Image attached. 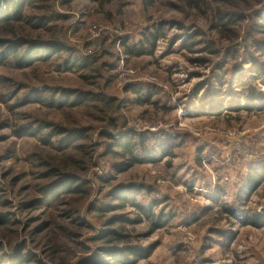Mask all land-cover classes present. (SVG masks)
Masks as SVG:
<instances>
[{
	"label": "rangeland",
	"instance_id": "obj_1",
	"mask_svg": "<svg viewBox=\"0 0 264 264\" xmlns=\"http://www.w3.org/2000/svg\"><path fill=\"white\" fill-rule=\"evenodd\" d=\"M244 3L7 1L0 20V212L13 213L14 223L0 224L3 251L25 246L33 256L28 264H89L104 247L99 237L112 229L128 239L115 247H153L135 264H264V229L221 212L234 204L248 166L264 163V107L245 109L242 95L240 109H229L223 72L247 62L250 52L259 56L256 43L244 44L247 34L264 42V28L251 30L264 2ZM229 8L248 14L229 25L234 41L219 28L220 9ZM147 32L158 36L151 52ZM24 39L64 46L27 54ZM141 42L144 53H126ZM229 46L235 58L223 61ZM218 67L223 83L213 75ZM253 87L264 92L259 79ZM212 102L220 114L194 109ZM103 130L159 134L173 144L171 155L115 174L112 165L122 158L108 153L112 140ZM128 185L146 188L117 208L110 193ZM260 188L244 212L263 210ZM108 206L116 208L100 211Z\"/></svg>",
	"mask_w": 264,
	"mask_h": 264
},
{
	"label": "trees",
	"instance_id": "obj_2",
	"mask_svg": "<svg viewBox=\"0 0 264 264\" xmlns=\"http://www.w3.org/2000/svg\"><path fill=\"white\" fill-rule=\"evenodd\" d=\"M7 1L8 0H0V20L4 21L6 19L5 16H8L7 11ZM150 3H152L154 0H146ZM245 2L244 4L249 5V2L252 0H242ZM256 2V5H262L263 0H253ZM263 1V2H262ZM252 6V5H251ZM254 8V7H253ZM239 9V8H238ZM237 9V10H238ZM234 9H224L219 12V23H222L219 28L224 29L226 28L229 31V34L227 39L233 40L235 38H231V28H228L229 25L235 24L238 20L241 21L242 18L248 16L245 15V11L243 8L240 9V12L233 11ZM248 11V10H247ZM253 14L256 16V20L254 21L251 30L252 31H263L264 28V5L259 9L253 12ZM229 21L228 23H223V19H226ZM236 25V24H235ZM214 28L217 29V25L214 24ZM161 29V28H160ZM158 31V36L160 33V30ZM156 33L147 32L146 33V40H149L151 44L150 52L152 51V48L155 47L156 39L158 38ZM1 41L11 43V44H18L19 42L12 41L11 39H1ZM234 41V40H233ZM231 41V43L233 42ZM256 43V46H258V52L259 56L255 55L253 52H250L248 54V61L246 62L245 58H243V62L237 63V65L233 66L232 68H227L223 70V67H218L220 70L214 71L213 75L215 77V81L217 83H223L224 82V74L221 72V69L223 72L227 73V78L225 79V82L227 83L228 90V96L233 97L231 100V106L229 109H240V102L239 99L242 95L245 97V103L244 106L247 110H259L264 107V92L259 90H254V84L256 80H260L264 83V61H261L260 56L264 54V42H261L259 39L255 38L254 36H251L250 34H247L244 40V44L249 45L251 42ZM23 42L27 43L28 50L27 54H33L34 51H42L45 50L46 52H50L54 48L56 50L62 49L63 44H57L54 46V44L47 45L45 42L42 41H31V40H23ZM234 43V42H233ZM213 44V43H211ZM62 47V48H61ZM217 47V46H216ZM143 43H139V49L135 47H127L126 53L128 55H140L136 54L135 52L141 51L142 52ZM214 49L216 51V48L214 46ZM49 50V51H48ZM236 50V48H235ZM232 50L231 47H227L224 51L223 55V61H227V58L233 57L236 55V51ZM214 51V52H215ZM24 52V51H23ZM261 53V54H260ZM87 60V59H84ZM207 60V59H206ZM246 63V64H245ZM248 67H246V65ZM219 88H215L214 91L212 89L211 93H213L212 97H214V93H218ZM135 93H139L138 91ZM151 94L147 95V99L142 101V97H140L139 102H146L147 100H150ZM206 95V94H205ZM204 95V96H205ZM203 96V97H204ZM207 99V98H206ZM206 99L203 100L206 101ZM213 101V100H209ZM207 101V102H209ZM206 102V103H207ZM199 107H194L196 112H198L200 115L207 114V115H215L220 114L222 111V106L220 104H216V102H212V104L207 105V108L204 109V104ZM225 109V108H224ZM223 109V110H224ZM110 129H117L118 125L114 121V119H111L109 122ZM102 136L106 138H109L112 140L111 143V150L108 153H112L113 155H119L122 158V161L113 164L112 170L115 174H120L127 172L129 169L133 168L135 165H142L146 163H154L156 162L160 156H169L171 155L172 146L173 144L170 143L168 139H163L160 137L159 134H152L150 132L145 133H138L133 130L129 131H123L119 135H115L110 132V130H103ZM70 133L67 136H70ZM67 139L69 137H66ZM159 154V155H158ZM264 182V163H260L255 165L252 168V171L248 174V177L246 181L244 182L243 186L240 189V192L249 191L252 192L256 188H258L262 183ZM81 185V184H80ZM80 187V186H79ZM52 188H55L53 186ZM146 188V186H134V185H128V186H118L115 187L113 192L110 193V196L114 199L120 200V203L117 205L118 207L124 208L126 204L128 203V199L130 196L135 195L137 191H140V189ZM246 199H249V194L246 196ZM132 205H134L141 213L146 214L149 217H152L154 214L152 213V209L150 207H145L139 202H131ZM116 206H108L104 210L100 211H108L115 209ZM226 210L232 214L236 215V212L234 209L226 208ZM239 222L242 225H250L255 228H261L264 227V208L260 212H254L253 214H244L241 217H238ZM122 221H125V219H121ZM9 223H14V214L13 213H5L0 212V224L3 226L8 225ZM157 228L161 227V223L155 224ZM121 231V230H120ZM118 232L112 229L106 230L102 236L99 237L104 242V247L101 248V250L97 253H95V256L93 259L90 260L89 264H135L139 259L147 258L151 255L153 247H147V248H141L138 246H123V247H115L120 244L125 243L124 241H127V236H125L122 232ZM225 232L220 231V235H224ZM53 245H50V247ZM2 245H0V264L3 262H6V264H28L33 258L32 254L26 250L25 246H16L14 249V252L12 254H9L6 251H3ZM88 264V263H87Z\"/></svg>",
	"mask_w": 264,
	"mask_h": 264
},
{
	"label": "crops",
	"instance_id": "obj_3",
	"mask_svg": "<svg viewBox=\"0 0 264 264\" xmlns=\"http://www.w3.org/2000/svg\"><path fill=\"white\" fill-rule=\"evenodd\" d=\"M254 166H255V165H254ZM254 166H248V167H249L248 172H247V173L245 172L243 178L241 179V181H240V183H239V184H240V189H241V187L243 186L244 182L246 181V179H247V177H248V174L252 171V168H253ZM246 168H247V167H246ZM262 186H264V182H263L258 188H256L254 191H252V192L245 191V194H244V192H240V189H239V190H238L239 192L237 191V192H236V195H233V196H235L234 198H232V199H233L232 202H233L234 204H232V205H230V206H227L226 204H223L224 206H223L221 212H222V211H223V212L225 211L226 213L230 214V213L226 210V208L234 209V211L236 212V215H232V214H230V215L234 216V218L238 220L237 224H240V226H243V227H250V225H242V224L239 222L238 217H241V216L244 215V214H248V213L244 212V211L241 209V207H243L242 204L245 203V201L247 200V199H246V196L249 194V199H252V196L255 195L256 192H257L259 189H261L260 187H262ZM224 203H226V202L224 201ZM257 211L260 212L261 210L259 211V210L257 209ZM237 220H236V221H237ZM237 224H234V225H237ZM252 228H253V229H257V230L264 229V227H261V228H255V227H252Z\"/></svg>",
	"mask_w": 264,
	"mask_h": 264
}]
</instances>
